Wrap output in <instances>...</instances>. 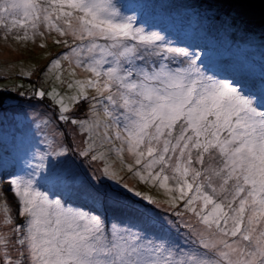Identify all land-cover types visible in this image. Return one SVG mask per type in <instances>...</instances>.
Listing matches in <instances>:
<instances>
[{"label":"snow or ice","instance_id":"obj_1","mask_svg":"<svg viewBox=\"0 0 264 264\" xmlns=\"http://www.w3.org/2000/svg\"><path fill=\"white\" fill-rule=\"evenodd\" d=\"M138 23L115 0H0L5 40L62 46L22 73L43 76L33 97L55 121L41 122L30 170L0 183L16 205L0 202V264H264V77L218 78ZM113 153L165 198L125 183ZM73 154L99 169L87 187Z\"/></svg>","mask_w":264,"mask_h":264},{"label":"rangeland","instance_id":"obj_2","mask_svg":"<svg viewBox=\"0 0 264 264\" xmlns=\"http://www.w3.org/2000/svg\"><path fill=\"white\" fill-rule=\"evenodd\" d=\"M207 1L209 3L198 0H115L125 14L137 17L138 26L159 31L173 46L188 48L200 54L203 59L201 67L208 69L209 74L215 73L217 76L221 73L219 68H222L232 74L229 79H239L253 88L258 86L260 79L248 77L251 71L248 66H254L259 72L257 76L261 79L264 77V13L261 16L256 13L264 10L241 2L238 4L233 0ZM230 19H235L241 27H229L225 21ZM39 43V38L36 44L18 43L11 36L5 40L3 31L0 30V183L4 182L5 177L11 179L14 175H23L30 170L27 164L31 160V153L48 131L41 122L47 119L55 121L53 110L47 101L33 97L34 86L47 87L43 76L22 75L23 72L34 71L36 68L42 69L52 55L62 50V46H56L50 40L45 41L48 45L46 48H40ZM226 53L231 54V61L238 62V65H232L228 69L218 67L217 60L226 59L227 57L222 56L227 55ZM227 59L230 61V57ZM38 124H41L40 128L37 127ZM110 162L114 163L115 170L130 187L157 200L165 198L163 190L142 184L130 173L120 171L115 153ZM66 164L80 174L85 187L89 178L99 176L96 165L88 166L86 163L81 166L80 158L74 154ZM104 184L117 189L116 184L110 180L106 179ZM4 186L6 187V183ZM46 190L53 198H68V193L59 187L48 185ZM3 199L8 200L15 214L16 205L12 194L5 193L0 202ZM106 216L111 219L114 216H127V213L118 207H109Z\"/></svg>","mask_w":264,"mask_h":264},{"label":"trees","instance_id":"obj_3","mask_svg":"<svg viewBox=\"0 0 264 264\" xmlns=\"http://www.w3.org/2000/svg\"><path fill=\"white\" fill-rule=\"evenodd\" d=\"M194 1V0H193ZM198 1H200V2H208L209 3V1H207V0H198ZM233 1H236L238 4H240V1H238V0H233ZM242 3V2H241ZM259 16H261V14L262 13H264V12H256ZM264 28V27H263ZM225 54V53H224ZM227 55H222L223 57H230V61H228V59L226 58V59H219V60H217V62H216V64H218L219 66L218 67H226V69H228V67H231L232 65H238V62H232L231 61V54H228V53H226ZM222 56H220V57H222ZM216 57V56H215ZM236 63V64H235ZM248 68L251 70L250 71V74L248 75V77H253L252 79H260V81H261V78L260 77H258L257 75H258V71L256 70V68L254 67V66H248ZM219 71H221V73L220 74H218L217 76H220V77H222V78H227V79H229L230 77H232V74H230V73H228V70H226V71H223L222 70V68H219ZM256 75V76H255ZM232 79V78H231ZM57 193H58V195L60 194V192H58L57 191ZM60 196H61V194H60Z\"/></svg>","mask_w":264,"mask_h":264},{"label":"water","instance_id":"obj_4","mask_svg":"<svg viewBox=\"0 0 264 264\" xmlns=\"http://www.w3.org/2000/svg\"><path fill=\"white\" fill-rule=\"evenodd\" d=\"M252 8L264 10V0H238Z\"/></svg>","mask_w":264,"mask_h":264}]
</instances>
